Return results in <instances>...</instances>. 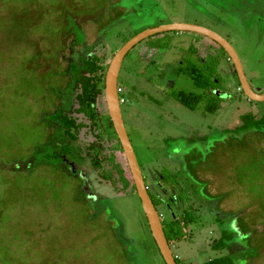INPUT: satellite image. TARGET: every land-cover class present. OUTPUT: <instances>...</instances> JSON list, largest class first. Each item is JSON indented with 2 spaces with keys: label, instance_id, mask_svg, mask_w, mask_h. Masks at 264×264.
Here are the masks:
<instances>
[{
  "label": "rangeland",
  "instance_id": "rangeland-1",
  "mask_svg": "<svg viewBox=\"0 0 264 264\" xmlns=\"http://www.w3.org/2000/svg\"><path fill=\"white\" fill-rule=\"evenodd\" d=\"M173 22L197 23L226 37L253 89L264 90V0H0V264H166L131 188L102 178L90 158L72 159L67 173L40 163L57 134L47 113L74 105L66 90L56 89L63 87L62 72L72 60L97 52L109 63L131 37ZM83 34L84 42H76ZM191 45L201 57L217 53L210 58L226 98L215 113L202 105L191 110L170 95L172 89L200 91L178 71L184 61L197 59ZM221 49L191 31L140 41L120 70L122 110L143 175L153 194L166 200L158 206L166 219L177 217L185 204L167 202L169 189L159 175L165 168L180 171L186 158L209 194L218 197L203 204L182 177L189 189L186 203L195 206L199 220L185 240L172 245L181 263L201 264L229 253L215 245L222 230L231 228L236 238L249 234L252 245L263 249L244 264H264V133H226L244 114L261 118L264 102L246 97ZM101 112L98 131L111 137L107 148L130 175L103 98ZM95 135L85 124L78 142L85 146ZM209 135L193 144L184 139Z\"/></svg>",
  "mask_w": 264,
  "mask_h": 264
},
{
  "label": "trees",
  "instance_id": "trees-1",
  "mask_svg": "<svg viewBox=\"0 0 264 264\" xmlns=\"http://www.w3.org/2000/svg\"><path fill=\"white\" fill-rule=\"evenodd\" d=\"M86 18L92 20L96 19L93 16H86ZM80 23L81 22H79V24ZM77 38L80 42H84L85 36L84 34L79 35V37H76V42L78 41ZM156 47L152 46V48ZM222 50L225 51L223 48ZM189 51L195 55L197 53L194 46H191ZM196 56L197 59L195 61L191 59L184 61L179 66L178 71L180 74L190 78L200 91L194 92L184 89H172L170 91V95L191 110H196L199 105H202L204 110L208 113H215L220 108L221 102L226 98V94L222 92V81L217 76L218 70L214 60H210L209 58L206 59L200 55ZM108 66L109 63L106 62L104 55L97 52H89L83 58L72 60L69 64V68L62 72L67 79L63 87L57 86L56 89H61V92L66 90L65 97H67L70 101L73 99L74 105L71 107L70 111H67L64 107H62L57 108L52 113H47L50 114L47 121H50L51 127L55 130L54 134L56 132L57 134L55 137V143L52 141V143H50L52 144L51 146L55 147L52 148L53 150H49L43 154V159L40 164L44 165L46 168L49 167L52 169V172L57 170L67 173V170H69L68 167L74 164L72 159L90 158L93 168L101 172L100 175L102 178L110 180L117 186L120 185V188L123 190L131 188L137 194L136 186L128 163L127 167L130 175L126 174V170L122 166L119 157L114 153V150L107 148L106 143L111 139V137L109 139H105V136L107 135L103 136L101 132L98 131V128L101 126V115H104V113L101 112L102 98L104 104H106L104 89L105 75ZM234 73L237 75L235 71ZM238 87L241 89L240 82L238 83ZM53 88L55 87H52V90L55 92L56 89ZM263 91L264 90L261 92ZM60 95L58 94L57 96L60 98ZM120 96L123 97V94ZM149 98L153 99L152 96H149ZM106 115L112 127V136L115 137L121 147V151L123 152L120 140L114 130L113 123L108 112ZM240 119V124L235 128L228 130L226 133H233L236 135L245 134V136L252 132L264 133V115L258 119L255 118L252 113H248L242 115ZM85 124H87L91 130L96 131L97 135H95L93 141L87 143L85 146H82L78 142L79 133ZM106 134L109 133L106 132ZM210 136L211 135L204 136L201 139H184L186 140V144H193L197 140L208 139ZM57 138L58 140H63V142L61 144H56L58 141ZM182 139L183 138H180L179 142L184 141ZM171 140L172 138L169 137L167 141L168 145L171 144L169 143ZM173 148L176 149V147ZM186 160V163L183 164L180 171L172 172L168 168H165L159 175L164 186L169 189L167 202L171 203V205L175 202L178 204H185L181 208V212L177 217L175 216L174 218L172 217L170 219H166L163 213L159 211L158 206H160L161 203L166 202V200L156 197L153 194L149 184L147 183V179L145 178L150 196L161 215L164 231L171 247L174 243L185 240L189 235L188 227L197 223L199 220L195 206L186 203L189 189H186L182 177L186 179L192 188H194L203 204H205V202L214 203V200L218 199V197L214 198L209 194L207 182L200 180L195 175L193 171V160L189 158H186ZM186 171L191 174L193 179H190V177L186 175ZM235 232L236 231L231 228H224L222 230L221 237L216 243L217 245H215V249H228L229 253L211 258L201 264H244L247 259L256 258L260 255L263 249L252 245L249 234H245L242 238H236ZM237 249L241 250L237 251ZM233 250L235 254L232 253ZM176 261L178 264H182L177 256Z\"/></svg>",
  "mask_w": 264,
  "mask_h": 264
},
{
  "label": "water",
  "instance_id": "water-1",
  "mask_svg": "<svg viewBox=\"0 0 264 264\" xmlns=\"http://www.w3.org/2000/svg\"><path fill=\"white\" fill-rule=\"evenodd\" d=\"M166 31H191L206 36L215 41L225 50V52L229 56V59L233 63L241 85V89L244 94L250 100L264 102V92L258 93L251 86V83L249 82L248 77L245 73L241 58L232 43L218 32L197 23L173 22L170 24H162L154 28L146 29L127 40L115 52L112 59L110 60L105 75L104 89V96L107 104L108 114L112 120L114 130L120 140L125 158L127 160L132 178L136 186L137 194L142 202L144 213L148 219L152 236L155 239L166 264H178L176 261V256L174 255L173 250L167 240L161 215L148 191V186L146 185L142 168L140 166L134 145L126 127L122 111V103L118 90L120 70L126 54L136 44H138L145 38L153 34Z\"/></svg>",
  "mask_w": 264,
  "mask_h": 264
},
{
  "label": "flooded vegetation",
  "instance_id": "flooded-vegetation-1",
  "mask_svg": "<svg viewBox=\"0 0 264 264\" xmlns=\"http://www.w3.org/2000/svg\"><path fill=\"white\" fill-rule=\"evenodd\" d=\"M209 39H210V38H209ZM200 40H201V39H200ZM217 44H218V43H217ZM191 46H194V48L196 49V45H191ZM191 46H190V47H191ZM219 46H220V45H219ZM190 47H189V48H190ZM220 48H222V47L220 46ZM221 50H222V49H221ZM222 51H223V50H222ZM196 52H197V50H196ZM114 54H115V53H114ZM127 54H128V53H127ZM127 54H126V55H127ZM216 54H217V53H215V52H214V53L211 52L210 54L207 52V54H206L205 56H203V57L206 58V59L209 58L210 60H213L212 58H210V56H212V57H213V56H217ZM196 55H199V54L196 53ZM125 57H126V56H125ZM111 59H112V58H111ZM230 61H231V60H230ZM122 63H123V62H122ZM232 64H233V63H232ZM216 66H217V65H216ZM234 68H235V67H234ZM234 71L236 72L235 69H234ZM118 84H119V83H118ZM118 86H119V87H118V90H119V88H121V86H120V84H119ZM263 92H264V91H263ZM243 93H244V92H243ZM260 93H261V92H260ZM122 94H123V92H122V88H121V91L119 90V95H122ZM246 97H247V96H246ZM122 99H123V100H122ZM120 100H121V103H122V104H123L124 101H125L124 98L121 97V96H120ZM144 178H145V177H144ZM146 185H147V184H146ZM171 248H172V247H171ZM172 250H173V249H172ZM174 255H175V254H174Z\"/></svg>",
  "mask_w": 264,
  "mask_h": 264
},
{
  "label": "built area",
  "instance_id": "built-area-1",
  "mask_svg": "<svg viewBox=\"0 0 264 264\" xmlns=\"http://www.w3.org/2000/svg\"><path fill=\"white\" fill-rule=\"evenodd\" d=\"M119 90L121 91V88H119ZM123 100V99H122Z\"/></svg>",
  "mask_w": 264,
  "mask_h": 264
}]
</instances>
